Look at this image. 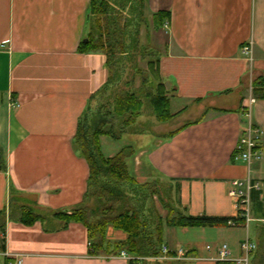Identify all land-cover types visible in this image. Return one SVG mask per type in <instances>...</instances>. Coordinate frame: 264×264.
Wrapping results in <instances>:
<instances>
[{"label":"crops","instance_id":"obj_1","mask_svg":"<svg viewBox=\"0 0 264 264\" xmlns=\"http://www.w3.org/2000/svg\"><path fill=\"white\" fill-rule=\"evenodd\" d=\"M88 4L0 0V212L5 214L0 264L15 258L20 264H128L118 255L92 253L79 222L59 228L57 220L26 224L12 217L19 195L42 209L67 212L84 196L88 164L72 141L78 117L108 75L101 51L78 50L87 36ZM160 10L168 16L154 27L152 16ZM144 15L141 30L156 51L146 73L155 72L170 112L183 121L167 135H155L149 150L128 157V167L138 181L160 177L177 183L178 207L193 216L234 218L231 181L258 182L260 188L250 191L251 238L258 251L264 226V97L253 93L252 82L264 76V0H145ZM251 96L248 118L243 104ZM248 119L263 131L260 158L249 163L231 157ZM165 228V245L187 251L188 259L177 264H232L210 257L222 243L238 256L242 238L235 243L229 233L245 230L241 225ZM177 229L197 233L190 239L211 237L213 249L178 240ZM257 254L250 264H257Z\"/></svg>","mask_w":264,"mask_h":264},{"label":"trees","instance_id":"obj_2","mask_svg":"<svg viewBox=\"0 0 264 264\" xmlns=\"http://www.w3.org/2000/svg\"><path fill=\"white\" fill-rule=\"evenodd\" d=\"M130 1L129 10H134L133 15H127L128 13L121 6L119 8L110 0H89L86 12L87 40L79 43L78 50L82 53L99 50L105 55L107 80L91 97L98 99L106 96V102L94 109L88 104L86 110L78 117L73 136L74 148L88 164L84 196L69 212L52 211V218L59 219V228L69 222L83 224L87 229L92 253L116 255L123 250L134 257L128 260V264H136L138 257L161 253V247L165 244L163 234L166 226H230L228 221L233 218L193 216L183 213L178 207L177 183L170 180L165 189L170 192L168 193L170 202L177 203V210L168 209L167 204L165 205L159 197L158 200L164 209H167L164 216L160 215L156 208L146 209V200L153 199L155 194L158 196L159 191L155 184H152L147 192L145 190V194L136 193L137 198L134 201L127 197L128 193L125 191L124 183L143 187L149 185L147 182L139 183L128 167L127 159L135 154L134 148L129 145L124 146L112 156H105L101 151L100 136L119 139L123 134L130 133L132 126L138 123L140 115L143 114L145 100L151 109V114L159 121L174 115L169 110L168 97L160 92L161 84H156L155 87L158 88L156 93L151 89L146 91L142 87L136 90L132 85L134 75L145 72V69L139 66V61L147 57L150 59L147 63L148 67L153 66L152 57L155 56L156 51L150 45L142 44L141 41V27L147 22L144 15L145 0ZM113 11L114 13L118 11L119 20L112 16ZM137 16L140 19L138 21L135 19L134 22ZM167 16L168 12L165 10L154 13L153 26H161ZM132 70L134 74L130 77ZM146 80L148 76L141 79L143 87L146 85ZM252 84L253 93L258 97H264V76H256ZM3 167L0 148V169ZM91 198L92 204H90ZM146 213L154 216L152 222L147 219ZM10 215L13 214L10 212ZM17 216L12 217L26 224L46 219L35 209L23 205ZM4 220L5 214L1 211L0 231L3 230ZM108 225L126 232L128 236L120 242L107 241L104 234ZM3 248V238L0 237V249ZM261 251H264V226L260 232L259 250L256 251L258 252L256 257H261L260 264H264V252ZM140 262L147 264L145 260Z\"/></svg>","mask_w":264,"mask_h":264},{"label":"rangeland","instance_id":"obj_3","mask_svg":"<svg viewBox=\"0 0 264 264\" xmlns=\"http://www.w3.org/2000/svg\"><path fill=\"white\" fill-rule=\"evenodd\" d=\"M110 1L112 4L118 6L119 8L121 6L123 8V10L128 13L127 15L135 14V13H133V11H134L133 9L129 10V6L131 5L130 0H110ZM117 12L118 11H116L114 13V11H113L112 16H115L119 20L120 17L118 16L119 14ZM135 19H136V21H138V19H140V18H139V16H137V18H134V22H135ZM141 31L143 34L142 35V44L148 45L147 44L148 35L144 34V32H145L144 29H142ZM147 59L148 58L146 57L145 60L139 61V66L141 68L145 69L147 67ZM148 71H151V72H149L150 76L147 74L148 72L146 69H145L144 73H139L137 75L136 74L134 75V84H132V85L136 90H138V87L139 88L142 87L146 91H148L150 89L152 90V87L155 86V82L157 83L158 76L156 78L155 72H153L154 74L152 73V69L151 70L149 69ZM133 74H134V71L132 73H130V77L133 76ZM146 76H148V80H146V83H145L146 85L143 82V84L145 85L143 87V85H141L142 84L141 79L144 77L146 78ZM153 81H154V83H153ZM107 92L108 93L110 92V88L107 90ZM107 92H106V94H107ZM105 98H106V96H101L100 98L98 97V99L96 97L91 98L90 104H91L92 109L96 108L99 105L102 106L103 103L106 102ZM142 113L143 114H141L139 119H138V123L135 124L134 126H132L133 129L131 128L130 133L123 134L124 136H122L121 138L111 139L109 137H102V139H101V136H100V141L102 140V142H101L102 148H103L102 152L104 155H107L113 151H114L113 153H116L122 147L128 146V145L132 146L134 148V151L136 154L140 151V148L149 150L151 145H152V140L154 139L155 135L165 136L168 133H170L173 129L178 127L179 124L183 121L182 117H178V116L175 117L174 115L164 119V121H159L158 119H156L151 114V109L147 103V100H145V102H144ZM137 126L139 127L138 129H137ZM132 130L133 131L135 130V131L131 132ZM143 182H145V184L147 182L149 185L148 186L144 185V187H143L140 185H133L130 183H124V185L126 186L125 191H127V193H128L127 197L130 198L131 201H134V199L137 198L136 193L142 192V194H145L148 191V189H151L150 187L152 186V184H155V187L159 191L158 196L155 194L153 196V199H151V197H148L151 200H146L145 208L146 209L156 208L158 213L160 215L164 216L166 214L167 209H164V206H162V204L158 200V197H159L163 200V202H165V205L167 204L168 209L177 210V203H174L173 201L170 202L171 199L169 200V198H168V193H170V192L168 189H165L166 188L165 186L168 187L167 183L169 182V180H167L165 178H160V177H152L148 180L139 181V183H143ZM145 190H146V192H145ZM92 203H93V200L91 198L90 204H92ZM22 205L25 207L28 206V207L35 209L38 213H40L41 215L44 216V219L46 218L48 220H51V222H52V220H54L55 222L53 221L54 223H51V225H56L57 221L59 220L58 218H55V219L52 218V215H53L52 211H49L47 209H42L38 205H36L35 202L30 198V196L28 198H26V197H23L20 195L18 196L17 200L14 201V203H12V209L15 210L16 216L20 213V208L22 207ZM145 215H146L147 219H149L151 222L154 220L153 219L154 216L152 217L149 213H146ZM47 223L50 224L49 222H47ZM189 230H190V228H189ZM164 231L166 232V228L164 229ZM240 231H241L240 233H237L236 231H232V233H229L231 241H234L235 243H237L238 240L240 239V237L243 238L245 236V230L243 228H241ZM115 232H117L118 234H116ZM176 232H177L176 238L178 240L183 241V242L187 241V240L194 241V242L196 241L198 243L197 244L198 246L199 245L204 246L205 243L208 245H212L214 242L211 237L200 238L197 236L198 238L196 237V238L190 239L189 237H191L192 234L197 235V233H194V232L186 233L185 231H181L180 229H177ZM248 232H249L250 237H253V235H255L253 222L249 223ZM199 234H201V233H199ZM104 236H105V239L107 241L114 243V242H120L122 240H125V238L128 235L126 232H124L120 229L114 228L111 225H108L105 228ZM164 236H165V233L163 234V238H164ZM183 242H180V243H182V245H183ZM219 242H225V238H224V240L220 239ZM163 246H167V245L163 244L162 247ZM162 247H161V253H158L156 255L144 256V257H142V260H145L147 264H177L176 262H178V261H175V260H182L181 258L172 257L171 255H173V254H171V255L163 254ZM256 251H257V249L255 250V252ZM263 252L264 251H261V253H263ZM115 256H117V255H115ZM255 258H256V263L260 264L261 257L255 256Z\"/></svg>","mask_w":264,"mask_h":264},{"label":"built area","instance_id":"obj_4","mask_svg":"<svg viewBox=\"0 0 264 264\" xmlns=\"http://www.w3.org/2000/svg\"><path fill=\"white\" fill-rule=\"evenodd\" d=\"M244 51H248V47H243ZM255 98L253 96L249 97L246 102H244V113L249 118L250 106L254 102ZM263 131L251 123L248 119L247 126L243 131L242 135L238 138V141L232 152V159L243 160L250 162L252 159L260 158V142L262 138ZM232 187L228 190V194L235 198V208L236 216L228 221L230 226L241 225L245 228V236L239 242V255L236 257L231 256L229 247L226 243L220 244L216 248V256L210 257L211 259H217L220 261H229L232 264H250L251 257L255 252L257 245L256 242L248 235V226L252 221L251 205H250V191L252 188H260L258 182H252L250 178L243 179H233L231 181ZM163 254H169L172 252V257L188 259L187 251L183 248L171 249L168 246L162 247ZM213 249L211 245H206V250ZM119 257H124L126 259L134 258L127 254L125 251H120L116 254ZM142 258L138 257L136 264H141ZM21 259L15 258L8 261L7 264H20Z\"/></svg>","mask_w":264,"mask_h":264},{"label":"water","instance_id":"obj_5","mask_svg":"<svg viewBox=\"0 0 264 264\" xmlns=\"http://www.w3.org/2000/svg\"><path fill=\"white\" fill-rule=\"evenodd\" d=\"M83 40H84V41H86V40H87V38H84Z\"/></svg>","mask_w":264,"mask_h":264}]
</instances>
